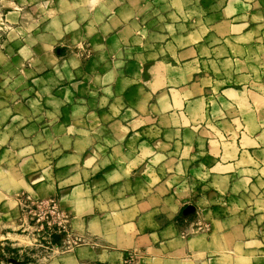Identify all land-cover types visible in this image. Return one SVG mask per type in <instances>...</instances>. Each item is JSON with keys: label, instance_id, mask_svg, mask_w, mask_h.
<instances>
[{"label": "crops", "instance_id": "0c3cea01", "mask_svg": "<svg viewBox=\"0 0 264 264\" xmlns=\"http://www.w3.org/2000/svg\"><path fill=\"white\" fill-rule=\"evenodd\" d=\"M2 1L0 264H264V0Z\"/></svg>", "mask_w": 264, "mask_h": 264}, {"label": "built area", "instance_id": "2783aa9c", "mask_svg": "<svg viewBox=\"0 0 264 264\" xmlns=\"http://www.w3.org/2000/svg\"><path fill=\"white\" fill-rule=\"evenodd\" d=\"M19 206L31 219L35 221L34 228L37 231L34 243L41 239L59 241L61 246L70 248L79 238L73 234L71 228V215L61 207L54 197L31 198L26 195L19 197ZM25 214V215H26ZM208 225H204L207 228ZM38 245V243L36 244ZM7 264H23L18 257L8 255ZM139 256L134 251H128L123 257L122 264H138ZM25 264H35L26 261Z\"/></svg>", "mask_w": 264, "mask_h": 264}, {"label": "rangeland", "instance_id": "374dc122", "mask_svg": "<svg viewBox=\"0 0 264 264\" xmlns=\"http://www.w3.org/2000/svg\"><path fill=\"white\" fill-rule=\"evenodd\" d=\"M6 2H4V1H2V0H0V46H1V43H2V40H1V38H2V36H3V32H2V29H3V17H2V11H3V6H2V4H5ZM253 18H257V17H253ZM17 195V197L19 198L21 195H25V193H18V194H16ZM21 210V213L23 214V218H24V220H23V222L25 223V225H24V227H27V228H25V230H26V232H29V230L31 231V233H30V236H31V239H32V244L33 245H36L37 243L39 244L40 243V241H38V242H35L34 243V237L36 236V234L35 233H37V231L35 230V228H34V225H35V221L33 220V219H31L30 218V216L29 215H27L25 212H23V210L22 209H20ZM26 214V215H25ZM29 225V226H28ZM47 240H49V241H51V242H55V240H52V239H49V238H46ZM43 240V239H42ZM56 242H58V244H59V241H56ZM60 245V244H59ZM1 246V245H0ZM0 249H1V247H0ZM5 254L3 255L2 254V256H4L3 257V262H4V264H7V259L9 258V257H7L8 255H11V252H12V254H13V256H15V257H18V259L21 261V263H23V264H25L26 263V259H24V258H21L20 257V255L18 254V253H14L13 251H10V250H5Z\"/></svg>", "mask_w": 264, "mask_h": 264}]
</instances>
